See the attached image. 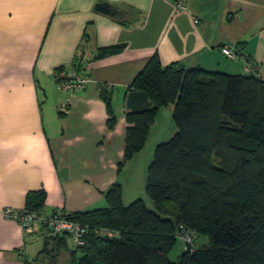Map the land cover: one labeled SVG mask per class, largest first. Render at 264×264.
Segmentation results:
<instances>
[{
	"label": "crops",
	"instance_id": "obj_1",
	"mask_svg": "<svg viewBox=\"0 0 264 264\" xmlns=\"http://www.w3.org/2000/svg\"><path fill=\"white\" fill-rule=\"evenodd\" d=\"M97 1L0 0V264L46 261V242L56 247L46 227L24 231L2 215L24 208L28 192L46 190L45 213L108 207L105 193L120 183L128 87L155 53L163 66L232 74L252 63L264 80V0H186L184 9L174 0H103L125 8L122 19L98 13ZM224 45L237 46L238 57L225 56ZM75 62L91 85L59 91L54 70ZM106 83L122 105L116 129L107 126ZM63 240L59 259L75 249Z\"/></svg>",
	"mask_w": 264,
	"mask_h": 264
},
{
	"label": "trees",
	"instance_id": "obj_2",
	"mask_svg": "<svg viewBox=\"0 0 264 264\" xmlns=\"http://www.w3.org/2000/svg\"><path fill=\"white\" fill-rule=\"evenodd\" d=\"M120 8L123 14L112 18L125 17ZM121 50L104 48L95 57ZM71 67L81 70L76 62ZM101 96L112 128L104 87ZM168 103L178 130L155 145L146 168L152 207L142 198L124 205L115 183L105 193L108 207L65 214L91 230L66 259L58 256L68 236L56 235V247L46 242L42 252L55 264H264V80L177 62L163 66L155 53L128 87V156L142 148L157 110ZM46 195L45 189L28 192L24 209L41 211ZM95 227L117 235H97ZM182 229L192 234L190 243L178 238ZM200 237L206 240L196 245ZM178 242L183 250L172 259Z\"/></svg>",
	"mask_w": 264,
	"mask_h": 264
},
{
	"label": "built area",
	"instance_id": "obj_3",
	"mask_svg": "<svg viewBox=\"0 0 264 264\" xmlns=\"http://www.w3.org/2000/svg\"><path fill=\"white\" fill-rule=\"evenodd\" d=\"M178 9L185 8L186 0H174ZM222 53L229 59H236L238 57L237 48L234 46L224 45L221 48ZM247 73H256L258 67L252 63H247L244 67ZM53 76L59 91H76L88 88L92 79L89 75L76 70L73 67H58L54 70ZM106 91L112 89L113 85L106 83L103 85ZM6 218L13 219L18 222L24 231H36L42 226L46 227L54 235L68 236L72 239L75 248L84 246L86 237L91 228L88 225L68 219L61 210L52 213H45L41 211H29L24 208L5 207L1 211ZM183 228V226H181ZM93 231L97 235L113 237L117 232L106 227H95ZM178 238L183 242H191L192 234L182 229Z\"/></svg>",
	"mask_w": 264,
	"mask_h": 264
},
{
	"label": "rangeland",
	"instance_id": "obj_4",
	"mask_svg": "<svg viewBox=\"0 0 264 264\" xmlns=\"http://www.w3.org/2000/svg\"><path fill=\"white\" fill-rule=\"evenodd\" d=\"M111 90L108 91L110 93ZM112 96V94H110ZM106 109L108 113L107 126L111 114L109 112V105L106 100ZM116 99L110 100V107L112 115L115 117L114 126L109 129H116L122 122L121 107L118 105ZM178 130L173 121V104L168 103L162 105L158 110L153 125L147 135L144 145L139 150L134 151L131 155L126 154V147L124 146L123 154L117 163L118 171H120V184L122 187V201L124 205H128L138 198H142L148 206L152 207V203L145 193V174L146 168L152 161L154 156L155 145L159 142L167 141ZM161 131L166 134L162 141H157L156 133ZM206 240L205 237H200L196 240V245ZM183 245L178 242L174 249L170 252V258L175 259L177 254L181 253Z\"/></svg>",
	"mask_w": 264,
	"mask_h": 264
},
{
	"label": "water",
	"instance_id": "obj_5",
	"mask_svg": "<svg viewBox=\"0 0 264 264\" xmlns=\"http://www.w3.org/2000/svg\"><path fill=\"white\" fill-rule=\"evenodd\" d=\"M94 9L98 13L105 14L110 17L121 16L123 14V10L120 7L114 4H111L109 2L103 1V0L97 1ZM44 261H45V258L44 259L41 258L40 260H37L30 264H46ZM52 264H55V262H52Z\"/></svg>",
	"mask_w": 264,
	"mask_h": 264
},
{
	"label": "flooded vegetation",
	"instance_id": "obj_6",
	"mask_svg": "<svg viewBox=\"0 0 264 264\" xmlns=\"http://www.w3.org/2000/svg\"><path fill=\"white\" fill-rule=\"evenodd\" d=\"M46 264H52V258L50 256H47L46 261H44Z\"/></svg>",
	"mask_w": 264,
	"mask_h": 264
}]
</instances>
